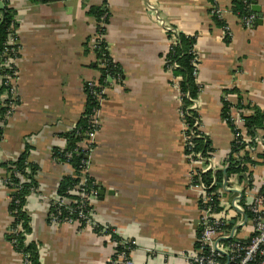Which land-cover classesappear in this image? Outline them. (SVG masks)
Here are the masks:
<instances>
[{
    "label": "crops",
    "instance_id": "crops-1",
    "mask_svg": "<svg viewBox=\"0 0 264 264\" xmlns=\"http://www.w3.org/2000/svg\"><path fill=\"white\" fill-rule=\"evenodd\" d=\"M254 1L261 11L247 29L233 12V0H64L44 5L0 0V9L16 10L22 47L21 103L3 129L0 164L27 151L37 168L38 191L28 197L26 210L40 264H106L116 250L111 235L75 224L51 225L45 198L73 172L52 155L67 148L61 135L81 118L85 83L101 77L92 48L98 24L91 9L107 8L104 40L123 73L120 81L108 79L90 160L98 191L96 220L133 241L132 264H184V255L196 245L200 194L190 185L193 169L178 79L165 67L172 43L168 32L196 35L200 131L211 141L213 161L221 167L233 142L222 117L223 98L232 104L234 117L252 115L254 107L264 113V0H252L251 9ZM214 8L232 33L229 41L211 14ZM6 171L0 167V173ZM254 172L263 173L264 166ZM10 194L0 187V264H21L8 240Z\"/></svg>",
    "mask_w": 264,
    "mask_h": 264
},
{
    "label": "built area",
    "instance_id": "built-area-1",
    "mask_svg": "<svg viewBox=\"0 0 264 264\" xmlns=\"http://www.w3.org/2000/svg\"><path fill=\"white\" fill-rule=\"evenodd\" d=\"M211 14L221 17L217 8H214ZM106 16L105 14L104 17ZM239 20L244 28L251 29L257 21V16L255 13H251L240 17ZM224 30L226 36L232 38L228 26ZM103 39L104 35L97 33L92 48L94 50L98 48ZM21 49L17 29L14 28L13 34L10 35L0 53V88L4 87V92L0 96V108L6 109L3 115V129L15 117L21 103L19 91ZM196 53L198 55V52ZM197 75L198 65L195 72L196 78ZM98 81V79L88 80L86 85L90 89V95L96 98L101 106L108 88L102 86ZM114 81L117 82L120 79L115 78ZM95 88H99L100 91H94ZM192 108H197L196 100ZM179 112L184 120L185 112L181 102V93ZM229 114L232 123L230 128L233 132L232 148L240 149L239 153L234 155V159L244 163L242 159L249 155L251 159L260 161L259 165L264 166V130H259L256 136H252L246 128L244 116L242 118L232 116L231 109ZM89 124V131L86 132L87 137L78 146L80 149L65 152V162H62L58 156H54V153L52 155L55 162L68 165H70V160L75 152L84 158L80 165L81 175L75 177L78 182L67 192L70 197L60 196L58 194L59 187L52 195L45 196L51 212L48 219L53 226L62 223L75 224L80 229L86 228L94 231L101 227L100 235L108 234L109 230L116 233L111 226L102 227L95 217V200L98 191L96 182L91 176L90 160L96 149V139L101 128L100 109L94 110L89 118ZM197 126L200 130V123H196L195 127ZM76 128L77 124L68 133L73 132ZM196 135V132L185 124L186 146L190 151L187 157L193 169L190 185L199 192L200 196L196 245L190 253L184 255V264H264V172L255 173L254 170L258 165H248V172L244 176L233 174L222 180H218L214 176L215 178L206 181L203 178V173L209 171L215 173L218 170L227 169L230 162L227 158L220 167L214 163L212 154L207 159L200 153H195L191 140ZM64 142L67 143L66 138H64ZM23 152L12 154L8 160L11 169L7 170L5 174L0 173V187L8 189L11 197L22 191L23 184L29 183L27 174L31 173L30 168H25V173H23L13 165ZM258 154L263 155V158L259 159ZM28 163H30L29 160ZM71 175L74 176V171ZM31 190L32 193L37 192L38 187H32ZM9 213L13 222L15 217L11 215L10 211ZM22 232L23 226L19 222L10 228L9 235H18ZM27 242H32L30 235L27 237ZM115 244L114 255L108 259L106 264H132V253L130 258L125 252H119L117 247L133 244V241L123 239L121 242L115 241ZM19 255L21 264H29L28 256L25 257L21 253Z\"/></svg>",
    "mask_w": 264,
    "mask_h": 264
},
{
    "label": "trees",
    "instance_id": "trees-1",
    "mask_svg": "<svg viewBox=\"0 0 264 264\" xmlns=\"http://www.w3.org/2000/svg\"><path fill=\"white\" fill-rule=\"evenodd\" d=\"M32 4L35 5H44L55 2H60L64 0H29ZM251 1L252 0H233V12L240 18L247 16L251 13H254L251 9ZM90 13L96 18L98 24V33L103 34L105 36L107 32V24L109 23L110 14L106 7L104 8H92ZM16 10L9 6H6L3 9H0V53L4 48V44L13 34L14 28L17 26L16 22ZM107 15L104 17V15ZM214 20L224 29L226 28V24L218 15H213ZM169 37L172 39L171 47L169 52L165 55V67L167 70H170L173 73V76L178 79V86L181 93V102L183 104V111L185 112L184 120L185 124L189 127V129L194 130L196 132V137H192L191 142L194 144L193 151L195 153H200L202 157L209 158L213 152V146L211 141L201 133L199 130V126L195 127L196 123H200V116L198 114L197 108H192L194 101L197 100L202 87L198 84L197 78L195 76V72L198 65V55L195 51L196 45V35L188 36L183 34L182 32H178L173 29L169 31ZM226 40H231L230 36H226ZM96 56L99 60L101 77L98 79L99 83L102 86L109 88V78L122 79V70L118 64H116L109 53L107 48V43L103 39L98 48L95 49ZM175 64L177 65L175 67ZM94 91L99 92V88H95ZM4 92V87L0 88V96ZM86 97V105L85 109L81 115L80 120L77 122V128L73 132L62 134L61 136L67 139V148L62 152H54V156H58V158L65 162V152H73L76 149H80L79 144L86 139V132L89 131L90 124L89 118L93 114L95 109H100V105L96 98L90 95V89L85 83L84 86ZM232 104L223 98V110L222 117L225 121H227L230 126L231 118H230V109ZM249 107V106H248ZM5 108H0V141L2 140L3 135V126L4 125V113ZM254 113L252 115L244 116V120L246 122V128L248 132L252 136H256L259 130H264V113L257 107L253 108ZM232 126V125H231ZM230 126V127H231ZM240 149L238 147H233L231 149V153L229 155V166L227 168V177L231 175L244 176L245 173L248 172V165L257 166L260 164V161H255L251 159L249 155L244 156L241 163L234 159V155L239 153ZM190 151L186 146V153L188 154ZM84 156L77 154L76 152L73 155V158L70 160V166L74 171V176H66L61 181L58 194L62 197H67L68 190L73 188V186L78 182V179L75 177L80 176L81 169V161ZM263 158V155H259V159ZM28 152L24 151L18 160L13 163L15 167H17L20 171L25 173V168L29 167L31 170L30 174H27V179L29 183L23 184L22 191L20 193H16L11 197V202L9 205V211L11 215L15 217L12 222V226L22 223L23 232L18 235H9L8 240L12 242L14 249L17 253L23 254L25 257L28 256L29 264H40L39 250L37 248L36 242H27V237L31 235V226H30V218L28 216L26 205L28 201V197L32 194L31 188L38 187V181L35 178L37 174V168L35 165L28 163ZM10 164H0V167H5L7 170ZM203 178L206 181H210L214 176L218 180L224 179L225 175L223 170H218L217 172H206L203 173ZM214 177V178H215ZM93 180V179H92ZM97 188V187H96ZM70 197V195L68 196ZM19 201V203H17ZM16 212V213H13ZM51 213V212H50ZM102 228L99 227L95 229V232L100 233ZM108 234L111 235L112 239L117 242H121L123 239L118 237L113 230H109ZM117 250L119 252H125L130 258V254L134 250L133 244H127L125 246H118Z\"/></svg>",
    "mask_w": 264,
    "mask_h": 264
},
{
    "label": "water",
    "instance_id": "water-1",
    "mask_svg": "<svg viewBox=\"0 0 264 264\" xmlns=\"http://www.w3.org/2000/svg\"><path fill=\"white\" fill-rule=\"evenodd\" d=\"M252 11H253L254 13H260V11H261V9H260V7L257 5V2H256V1H254V2L252 3ZM261 22H262V20H259L258 23H261ZM223 173H224V175H225V179H227V169H224V170H223Z\"/></svg>",
    "mask_w": 264,
    "mask_h": 264
}]
</instances>
